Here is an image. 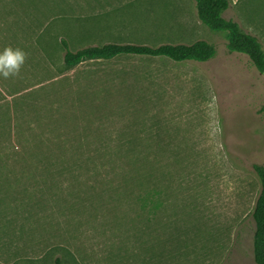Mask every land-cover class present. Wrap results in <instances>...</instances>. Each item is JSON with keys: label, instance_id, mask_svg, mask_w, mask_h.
Listing matches in <instances>:
<instances>
[{"label": "rangeland", "instance_id": "374dc122", "mask_svg": "<svg viewBox=\"0 0 264 264\" xmlns=\"http://www.w3.org/2000/svg\"><path fill=\"white\" fill-rule=\"evenodd\" d=\"M224 15L264 50V0ZM62 38L217 52L67 67ZM7 46L29 55L0 77V264H257L264 73L195 0H0Z\"/></svg>", "mask_w": 264, "mask_h": 264}, {"label": "trees", "instance_id": "16d2710c", "mask_svg": "<svg viewBox=\"0 0 264 264\" xmlns=\"http://www.w3.org/2000/svg\"><path fill=\"white\" fill-rule=\"evenodd\" d=\"M195 2L202 22L213 31L225 33L229 51L247 54L255 67L264 73V50L258 37L243 30L236 20L224 15L231 0H195ZM61 44L64 49L63 61L67 67H74L85 60L112 59L122 55L160 56L175 61H206L214 57L217 52L216 45L206 39H197L191 43L166 42L159 45L110 41L72 49L67 39L62 38ZM260 111L264 112V105ZM254 168L261 181V190L253 210L256 227L254 258L257 264H264V164L256 163ZM54 264H62V262L57 258Z\"/></svg>", "mask_w": 264, "mask_h": 264}, {"label": "clouds", "instance_id": "9594fccd", "mask_svg": "<svg viewBox=\"0 0 264 264\" xmlns=\"http://www.w3.org/2000/svg\"><path fill=\"white\" fill-rule=\"evenodd\" d=\"M28 55L20 47H5L0 51V77L4 79L19 77L27 62Z\"/></svg>", "mask_w": 264, "mask_h": 264}]
</instances>
